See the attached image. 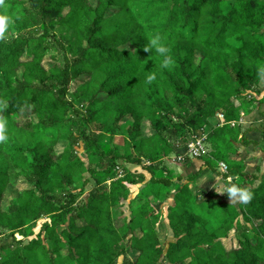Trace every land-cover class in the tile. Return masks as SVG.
Instances as JSON below:
<instances>
[{
    "label": "trees",
    "instance_id": "obj_1",
    "mask_svg": "<svg viewBox=\"0 0 264 264\" xmlns=\"http://www.w3.org/2000/svg\"><path fill=\"white\" fill-rule=\"evenodd\" d=\"M6 2L14 23L0 41V100L8 105L9 120V140L0 144V230L10 232L1 237L0 231V241L6 240L0 242V264H264L260 166L248 173L237 163L228 165L225 178L254 194L250 203L240 204L239 212L231 203L204 201L202 191L194 195L189 184L174 192L173 171L160 165L174 143L184 145L204 129L214 149L198 159L213 170L227 160L223 143L250 144V129L240 119L242 111L253 110L246 91L264 80L258 76L264 68V0H98L96 6L90 0ZM114 7L118 10L109 16ZM57 27L66 28L65 33L58 36ZM155 35L169 50L170 70L159 67L163 57L158 53L144 50ZM52 46L64 51V60L53 57L56 63L46 70L44 57ZM25 56L31 59L25 61ZM152 73L157 79L148 84ZM81 76L88 80L71 92ZM258 102L264 104V96ZM23 111L37 117V123L25 121L30 131L17 129L14 119ZM70 112L83 122L77 137L68 121ZM219 112L227 123L209 125ZM129 116L136 131L122 127ZM144 122L156 131L153 136H142ZM13 129L17 133L10 134ZM49 133L55 136L44 140L42 135ZM120 134L123 145L113 146L111 140ZM23 135L35 143L19 141ZM67 138L71 141L58 150ZM80 141L90 157H99L89 167L75 151ZM121 161L152 175L133 199L131 186L145 182L146 176ZM12 175L23 177L28 187L3 210ZM91 180L95 185L88 190ZM149 184L155 188L148 192ZM171 194L175 203L168 218L175 240L166 250L154 200ZM194 202H201L208 215L195 211ZM214 205L218 213L211 217ZM43 218L47 220L37 233ZM233 230L240 246L227 250L219 239ZM132 250L138 252L135 260Z\"/></svg>",
    "mask_w": 264,
    "mask_h": 264
},
{
    "label": "rangeland",
    "instance_id": "obj_2",
    "mask_svg": "<svg viewBox=\"0 0 264 264\" xmlns=\"http://www.w3.org/2000/svg\"><path fill=\"white\" fill-rule=\"evenodd\" d=\"M91 1V3L94 5V6H96L97 5V3H98V0H90ZM230 1H234V0H230ZM118 10V8L117 7H114V8H112L110 11H109V16H111V15H113L114 13H116V11ZM67 11H68V9H66L65 10V13H67ZM13 21H14V19H13ZM66 30V28H63V27H57V30H56V33H57V35L59 36V34L60 33H62L63 31H65ZM263 31H264V29H263ZM63 33H65V32H63ZM68 34H69V36L72 34V32H68ZM50 51L51 52H49V53H47V55L44 57V62H43V66L45 67V69L46 70H48V69H50L55 63H56V61L53 59V57L55 58V57H58L59 59H56V60H59V61H62V60H64V51H61V50H59L58 48H56V47H54V46H52L51 47V49H50ZM53 55V56H52ZM29 59H31V57H28V56H25L24 58H23V60H29ZM201 55H199V54H197V63H199L201 60ZM63 62V61H62ZM22 70L23 69H20L19 70V77H21V75H22ZM85 80H88V76H81V77H79L77 80H75L73 83H72V86H71V92H75L76 91V89L78 88V86H80L83 82H85ZM264 80L260 83V85L259 86H254V88L251 90V91H246V98L248 99V100H252L253 102V107H252V111H251V114L249 113V114H246L245 112L244 113H242L241 114V119H240V125H242V127L243 128H245V130H251V129H254V127L256 128V130L258 131V136L256 137V141L255 142H257V144L260 146V149L262 148V144H263V132H264V123H263V125L261 124V123H259L257 120L260 118L261 120H259V121H262L263 120V116L264 115H258L257 114V118L255 117V115H256V113H255V110L256 109H258L259 108V106L260 105H262L260 102H258V101H260L262 98H263V96H264V94H263V90H264ZM69 97H71V94L69 95ZM257 111V110H256ZM243 112V111H242ZM219 114H224V113H221V112H219V113H217L216 114V116L214 117V119H213V121L211 122V124H209V125H212L213 127H215V125H217V123L220 121V119H222L220 116H219ZM225 116V115H224ZM253 117H255L256 118V122H252V119L251 118H253ZM226 118V117H225ZM32 120V122L33 123H37V117L35 116V115H27V113L26 112H22L19 116H17V117H15V122L17 123V125L19 126V128H17V129H24V130H28V131H30L31 129H32V126H25L24 125V123H25V121L26 120ZM68 121H71V127H72V124H73V131H74V133H75V137H77V135L80 133V131H82V129H83V127L81 126V125H83V122H82V120H81V118H80V116H79V114L76 112V113H72V112H70L69 114H68ZM128 121V123L125 125V126H122L123 128H125V129H129L130 127H131V131H136L137 129L136 128H133L132 127V122H133V119L129 116L128 118H126V120H125V123ZM124 123V124H125ZM122 124H123V122H122ZM220 127H222L223 126V122H221V123H219L218 124ZM23 127V128H22ZM142 127H143V134H142V136L143 137H151V136H153L154 134H155V130H154V128L151 126V124L150 123H148V122H144L143 124H142ZM213 127H212V129H211V126H209L208 128L209 129H211L210 130V132L213 130ZM14 133H17V130H11L10 131V134H14ZM53 136H55V134H53V133H49V134H47V135H42V138L44 139V140H48V139H51ZM129 138H130V140L131 141H135V138H133V135H132V132H130L129 133ZM167 137H169L170 139L172 138V135L170 134V133H168L167 134ZM239 138H241V136L239 137ZM79 139V138H78ZM116 141L115 140H111V144L113 145V146H120V145H123V140H124V135H122V134H120V136H117L116 138ZM173 139V138H172ZM249 139V138H248ZM211 140V139H210ZM208 141L209 143H208V147L210 148V147H212V148H210V149H214V146H213V143L211 142V141ZM19 141H22V142H25V143H32V144H34L35 143V139L34 138H32L31 136H29V135H27V136H24L23 135V138L21 139V140H19ZM69 141H71L70 140V138L68 139L67 138V140L66 141H64V143H62L60 146H59V148H58V150H61L62 148H65V145H67L68 143H69ZM109 142V141H108ZM172 142H173V140H172ZM237 142H239V141H237ZM184 144V143H183ZM175 147H173L172 148V152L171 153H169V156H170V159H168V158H164V159H162V161H161V163H160V165L162 166V167H166V168H168V164H169V162H171L172 160H174V157H175V160L173 161L176 165L177 164H179V162L178 161H176L177 160V158H178V156H179V154H183L184 153V151H183V149L184 148H182V147H178V145H179V143L177 144V143H174L173 144ZM84 143L82 142V141H80L79 143L77 142L75 145H74V148H75V151L77 152V155L79 156V157H81L84 161H85V163H86V165L89 167L90 166V163H91V161L93 162V163H96L97 161H98V159H99V157H98V159L97 158H94L93 156H91L90 157V155L88 154L89 153V151L87 152L86 150H85V148H84ZM231 147V145H229L228 143H223L222 144V150H224L225 151V154H226V156H227V160H225L226 162H227V164L229 165H231V164H236V162L234 161V159L235 158H238V157H243V155H242V153H244L243 151L244 150H242L241 148H240V146H243V145H241V142H240V145L239 146H237L239 149H241V152H239L238 154H236V156L235 157H232L231 156V154L232 153H234V150L235 149H230V147ZM259 146H257V147H259ZM180 149H181V151H180ZM237 149V148H236ZM239 149H237V150H239ZM236 150V151H237ZM257 150H259V149H257ZM262 150V149H261ZM238 152V151H237ZM253 152L254 153H257L258 151H254L253 150ZM263 152V154H261V152L259 153H257L256 155H254V157H256L257 156V162H259L260 164H259V168H258V170H260V172H262L263 174H264V151H262ZM247 153H249L250 154V150L248 149V150H246V154H244V155H248ZM177 157V158H176ZM206 156H204V158H205ZM173 158V159H172ZM234 158V159H233ZM251 158H252V156H251ZM172 159V160H171ZM171 160V161H170ZM121 163V162H120ZM144 163L146 164V165H157V162H155V163H151L150 161H148V160H144ZM172 163V162H171ZM92 164V163H91ZM122 165H126V166H128L132 171H136V168H139V167H137V166H135V167H132L131 165H128L127 163L126 164H123V163H121ZM120 164V165H121ZM180 166V168H182V167H185V165L184 164H179ZM249 167V168H248ZM247 168H246V170L248 171L250 168H252V167H254L253 168V170H251V171H254V169H255V165H251V166H248ZM141 169V168H140ZM217 170V172H218V175L221 177L220 179H221V181H220V183L219 184H216V186L212 189H205L207 192H208V194L209 195H207L206 197L204 196V197H201V199H203L204 201L206 200H208V199H211V200H215L216 202H217V205L219 204H223V203H229L230 202V200H229V198H228V196H227V194L225 193V194H221L220 192H222L223 191V189L225 188V186H226V184H227V182H228V180H229V178H225V173L224 172H222L221 171V169H220V167H219V164H217V168H216ZM246 172V171H245ZM123 173V171H120V174H122ZM182 173V172H181ZM248 173H250V172H248ZM119 174V176H122V175H120ZM87 177H89L90 175H89V173H86L85 174ZM173 175H175L176 176V174H175V172L173 173ZM174 176V177H175ZM208 179L209 178H203V180H202V183H204L205 185H206V187L208 188V184L207 183H209V181H208ZM231 179V181L233 182V183H235L232 179V177L230 178ZM143 184V183H142ZM145 184V183H144ZM143 184V185H144ZM147 184V183H146ZM259 184V181H256L255 182V185L257 186ZM92 185H95V181L94 180H91V182H90V184H89V187H88V190H91L92 189ZM150 185V184H149ZM148 185V186H149ZM27 187H28V183H27V181L23 178V177H21V176H15V175H12L11 176V178H10V182H9V184H8V187H7V189L5 190V192H4V195H3V199H2V201H1V207H2V209L3 210H6V209H8L13 203H14V199H15V197H19L20 196V194L22 193V191L23 190H25V189H27ZM171 189L173 188V189H175L174 190V192H176V191H179L180 190V183L179 182H173V183H171ZM190 187L191 188H193L191 185H190ZM153 188H155V186L154 185H150L149 186V188L147 189L148 190V192L151 190V189H153ZM137 188L135 187H133V186H131V196H130V199H133V197H135V195L137 194V190H136ZM194 189V188H193ZM204 190V191H205ZM203 191V193L202 194H205V192ZM193 193H194V191H193ZM88 195H89V193H86L85 195H84V198H83V200H86L87 198H88ZM172 195V194H171ZM194 195H196V193H194ZM167 197L168 196H166V195H160V197L158 198V199H156V200H154L155 201V204H156V208H158V209H156L157 210V212L161 215V218L163 219V221H164V219L166 218V216H168L169 215V213H170V211H169V203H168V200H167ZM143 199H144V197H142ZM150 198H152V199H154V195H152L151 194V197ZM202 200V201H203ZM129 201L130 200H127L125 203H124V207H126L127 208V205L129 204ZM159 201H160V203H159ZM196 202H194V204H195ZM192 205H194L193 203H191ZM217 205H214L215 207H213V206H211L210 207V210H211V213L209 214V216H217V213H218V211L216 210L217 209ZM201 206H202V204H201V202H198V203H196L195 205H194V210L195 211H199L202 215H204V216H207L208 215V213H207V211L205 210V211H200L199 209L201 208ZM237 209H238V207H237ZM216 210V211H215ZM220 212V211H219ZM215 213V214H214ZM129 215V211H126V215L125 216H127V217H129L128 216ZM211 216V217H212ZM169 218H167V220H168ZM47 220V218H43V219H41V220H39L38 221V225H37V227H36V232L38 233L39 231H40V226H41V224H43L45 221ZM163 221H161L160 222V224H159V226H157V228H158V231H159V235H160V237H161V240H162V244L164 245V244H166L167 243V236H168V234H169V226L167 225V226H165L164 224H165V222H163ZM81 224H83L84 223V221H79ZM168 222H169V220H168ZM256 223H258V222H256ZM160 228V229H159ZM167 228V229H166ZM0 231H2L3 232V234H2V236L1 237H3V235L5 236V235H8L9 234V230L8 229H4V228H1V230ZM21 238V236H19L18 237V239H20ZM238 239V238H237ZM13 240V238H9V241H12ZM26 240V242L28 241V239H25ZM5 238H2V240L0 241V242H3V243H5ZM8 241V240H7ZM237 244V242H236V239H234V240H232V241H225L224 242V245H228L227 247L228 248H232V247H234L235 245ZM137 254H138V252L137 251H134V250H132V252H130V258L132 259V260H135L136 258H137ZM122 259L123 258H121L120 259V262L122 261Z\"/></svg>",
    "mask_w": 264,
    "mask_h": 264
},
{
    "label": "crops",
    "instance_id": "obj_3",
    "mask_svg": "<svg viewBox=\"0 0 264 264\" xmlns=\"http://www.w3.org/2000/svg\"><path fill=\"white\" fill-rule=\"evenodd\" d=\"M263 94H264V90H263ZM261 104L262 105H260L259 108L256 109L257 111L255 110V113H256L255 117L256 118H257V114L258 115H261L262 113H264V104L263 103H261ZM242 113H244V112H242ZM255 117L251 118L252 119V122H256L255 121L256 120ZM259 120H261L260 118L257 121L263 125V123H264V116H263V120L262 121H259ZM257 134H258V131L256 130L255 127H254V129L250 130L246 134V138L247 139L249 138L248 141H250V144L247 145V144H244L243 142H241V145H243V146H240V148L242 150H244L243 151L244 153H242L243 157H238V158H235V159L233 158L234 161L237 163L236 165H238V166H240V165L241 166H244L245 167L244 170L246 172H250V173L255 172L257 170L259 164H260L256 160L257 159V156L254 157V155H256L258 152L259 153L261 152V154H263L262 150L260 149V146L257 144V142H255L257 140L256 137L258 136ZM234 145L235 146H233V147H230L229 146L230 149H235L234 150V153L231 154L232 157H235L236 154H238L239 152H241V149H239L237 147V146L240 145V141L239 142H236ZM257 146H259V147H257ZM173 147H175V146L173 145ZM178 147H182L183 148V145H178ZM236 148L239 149V150H237ZM248 149L250 150V154L247 153L248 155H244V154H246V150H248ZM257 149H259V150H257ZM253 150L254 151L256 150L258 152L257 153H254ZM180 151H181V149H180ZM251 156H252V158H251ZM164 158L165 159L166 158L170 159L169 154L165 155ZM174 160H175V157H174ZM174 160L171 161L172 163L169 162V164L167 166H168V169H170V170L173 171V173L175 172L176 176H175L174 180H175V182H179L180 183V187H181V185L183 186V184H189V186L191 185L194 188L193 189V188L190 187L194 191V193H198V191H200V192L202 191V193H203V191L205 189H211V188L213 189L216 186V184H219L220 181H221V179H220L221 177L218 175V172H217L218 170L216 171V170H213V169L208 168V166L205 165V161L204 160H201V159H188L186 162H179V164L182 163V164L185 165V167H182V168L179 167L180 166L179 164L176 165L173 162ZM121 163L126 164L123 161H121ZM128 165H131L132 167H135V166L139 167V168H136V171L143 172L145 174V176H146L145 182H143V184L145 183L144 185L142 183L133 185L134 188L135 187L137 188L136 190H137V193H138L140 191V189H142V187H144L145 185H147L146 183H148L150 181L152 175L150 174V172H148L147 170H144L143 167L140 166V165H138V164H128ZM251 165H255L254 171H251V170H253L254 167L250 168L247 171L246 168L248 166H251ZM193 175H196V178L194 180H190V177L193 176ZM179 177H182L181 178V181L178 180ZM203 178H206V179L209 178L208 179L209 183H207L209 185L208 188L206 187V185L204 183H202ZM228 178H231V177H228ZM217 179H219V182L217 181ZM204 192H205V194L202 195L201 197H204V196L206 197L207 195H209L206 190ZM174 197H175V194L169 195L167 197L169 206L174 205V203H175ZM159 203H160V201H159ZM229 203H231V201ZM235 206L238 207V210L240 212L241 211L240 210V205H235ZM199 210L202 212V208H200ZM197 212H199V211H197ZM167 218H168V216H166V218L164 219V222H165L164 225L165 226H167V225L169 226V234L166 237L167 238V243L165 244V249L166 250L168 249L169 243L171 241H174L175 240L174 232H173L172 228L170 227V223L168 222L169 219L167 220ZM240 220L242 222L244 221L243 215L240 216ZM234 239H236V242H237V244L234 247L228 248L227 247L228 245H224V242L225 241L228 242V241H232ZM219 241L223 244V246L227 250H232V249L238 248L240 246L239 240L237 239V236L235 235V231L234 230L232 232H230V234H229L228 237L220 238Z\"/></svg>",
    "mask_w": 264,
    "mask_h": 264
},
{
    "label": "clouds",
    "instance_id": "obj_4",
    "mask_svg": "<svg viewBox=\"0 0 264 264\" xmlns=\"http://www.w3.org/2000/svg\"><path fill=\"white\" fill-rule=\"evenodd\" d=\"M14 21L9 13V6L6 0H0V41L7 38V34L12 27ZM146 52L158 53L163 60L160 62L159 67L161 69L170 70L173 65V60L169 55V50L165 46L163 39L160 35H155L148 39V42L143 46ZM258 76L264 79V68L258 70ZM157 79L155 73H152L146 77V83L151 84ZM7 103L0 100V144L6 143L9 140V120L6 116ZM219 182V179H217ZM217 182V183H218ZM221 194H227L231 205L248 204L254 197L253 192L247 187L241 186L239 183H233L229 178L225 188Z\"/></svg>",
    "mask_w": 264,
    "mask_h": 264
},
{
    "label": "built area",
    "instance_id": "obj_5",
    "mask_svg": "<svg viewBox=\"0 0 264 264\" xmlns=\"http://www.w3.org/2000/svg\"><path fill=\"white\" fill-rule=\"evenodd\" d=\"M219 116L222 118L217 123V125L221 122H223V125L227 123L226 118L224 114H219ZM235 122H231L232 126H235ZM219 126V125H218ZM209 141V132L204 129L197 131L195 134H192L188 140L183 145V151L184 153L181 155L179 154L176 161L178 162H186L188 159H198L200 157H204L207 155H211L212 153V147H208ZM219 167L222 172H228L229 166L226 162L221 161L219 163Z\"/></svg>",
    "mask_w": 264,
    "mask_h": 264
}]
</instances>
